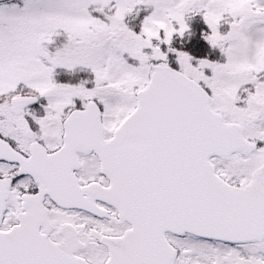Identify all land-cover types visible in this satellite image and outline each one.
Here are the masks:
<instances>
[{"label": "snow or ice", "instance_id": "snow-or-ice-1", "mask_svg": "<svg viewBox=\"0 0 264 264\" xmlns=\"http://www.w3.org/2000/svg\"><path fill=\"white\" fill-rule=\"evenodd\" d=\"M0 264H264V0H0Z\"/></svg>", "mask_w": 264, "mask_h": 264}]
</instances>
